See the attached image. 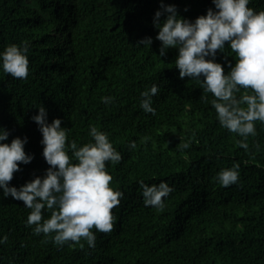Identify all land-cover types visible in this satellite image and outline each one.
Wrapping results in <instances>:
<instances>
[{
	"label": "trees",
	"instance_id": "1",
	"mask_svg": "<svg viewBox=\"0 0 264 264\" xmlns=\"http://www.w3.org/2000/svg\"><path fill=\"white\" fill-rule=\"evenodd\" d=\"M163 3L189 20L215 10L212 0ZM248 6L264 9V0ZM160 7L161 0H0V51L23 41L30 48L27 79L0 68V127L7 142L27 137L25 151L34 155L10 185L19 188L49 167L32 119L43 104L48 122L59 117L67 127L69 141L91 140L89 125L109 134L122 154L106 165L110 184L124 193L112 210V231L97 232L95 248L84 240L81 248L35 234L26 224L30 209L0 190V237H8L0 264H264V124L255 122L247 151L237 146L241 138L218 123L213 95L179 77L178 50L159 55L153 20ZM146 37L150 46L137 45ZM224 51L215 60L227 73L235 60L227 42ZM153 84L155 115L140 107V93ZM103 96L115 99L106 105ZM132 140L135 149L128 148ZM184 141L190 146L181 150ZM234 163L239 180L220 185L217 173ZM141 180L172 186L162 210L144 205Z\"/></svg>",
	"mask_w": 264,
	"mask_h": 264
},
{
	"label": "clouds",
	"instance_id": "2",
	"mask_svg": "<svg viewBox=\"0 0 264 264\" xmlns=\"http://www.w3.org/2000/svg\"><path fill=\"white\" fill-rule=\"evenodd\" d=\"M212 3L215 10L210 7L206 14L189 20L178 15L174 4L161 0L153 20L158 29L156 39L161 42L159 55H165L169 47L178 50L174 64L179 77L196 79L204 93L213 95L211 105L219 125L237 134L241 138L236 141L237 146L247 151L248 137L257 135L255 122L264 124V9L249 7L251 0H212ZM226 42L235 60L227 73L215 60L218 50L225 52ZM151 43L152 38L146 37L137 45ZM29 51L27 41L6 45L0 51V68L16 79H27ZM158 91L159 87L153 84L140 93L144 112L155 115L153 97ZM101 99L107 105L115 98ZM38 109L32 119L42 133V154L49 167L43 176H34L19 188L10 185L14 172L20 170L21 164L30 163L34 155L25 151L27 137L16 136L7 142L9 132L0 127V190L4 197L11 195L22 200L24 207L30 209L26 224L34 225L35 234H52L53 243L61 247L71 242L83 248L84 240L89 248H95L96 233L112 231L115 222L112 210L124 196L123 191L110 184L112 175L106 166L118 164L122 154L109 134L95 125H89L88 142L69 141L61 119L48 122L47 109L43 104ZM189 146L190 141H184L179 148ZM128 148L135 149L136 142L129 141ZM239 167L234 163L222 168L217 173V182L224 187L237 183ZM139 184L144 205L162 210L163 198L173 191L172 186L163 180L151 185L141 180ZM45 209L50 210L47 218L43 215ZM7 239L6 234L0 237V244Z\"/></svg>",
	"mask_w": 264,
	"mask_h": 264
}]
</instances>
